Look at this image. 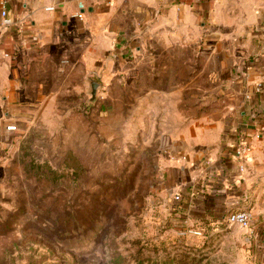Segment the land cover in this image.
I'll return each mask as SVG.
<instances>
[{
  "label": "rangeland",
  "instance_id": "374dc122",
  "mask_svg": "<svg viewBox=\"0 0 264 264\" xmlns=\"http://www.w3.org/2000/svg\"><path fill=\"white\" fill-rule=\"evenodd\" d=\"M215 19L207 13L200 27L166 12L139 58L114 54L116 40L98 36L96 70L87 63L60 105L1 140L0 264H247L250 234L222 216H190L170 177L179 166L169 147L182 146L227 91L221 72L233 41ZM121 42L132 57L142 44ZM151 64L166 68L138 71ZM86 79L101 84L94 103ZM142 81L156 88L147 99L156 118L143 110Z\"/></svg>",
  "mask_w": 264,
  "mask_h": 264
},
{
  "label": "crops",
  "instance_id": "0c3cea01",
  "mask_svg": "<svg viewBox=\"0 0 264 264\" xmlns=\"http://www.w3.org/2000/svg\"><path fill=\"white\" fill-rule=\"evenodd\" d=\"M2 1L10 23L4 25L0 19V142L15 133L7 132V126L17 131L42 119L49 105H60L67 88L79 83L87 63L96 70L98 36L116 40L114 54L121 49L123 56L139 58L149 55L143 43L158 37L156 20L166 12L201 19L200 27H207V13L217 18V33L233 41L230 60L221 72L220 84L227 91L211 99L215 112H201L203 123L185 130L182 146L169 147L178 150L170 159L179 166L170 177L177 179L173 188L175 195L181 193L185 212L195 219L224 218L228 209L243 208L247 198L254 223L242 229L250 234L252 252L244 263L264 264V0ZM80 3L85 8L83 21L75 18ZM135 40L142 44L132 57L121 41ZM173 52L164 51L168 56ZM139 67L143 74L166 68ZM143 81V110L153 119L150 109L155 104L147 99L157 98L156 88ZM201 105L207 108L209 103ZM241 142L251 150L243 172L233 158Z\"/></svg>",
  "mask_w": 264,
  "mask_h": 264
},
{
  "label": "built area",
  "instance_id": "2783aa9c",
  "mask_svg": "<svg viewBox=\"0 0 264 264\" xmlns=\"http://www.w3.org/2000/svg\"><path fill=\"white\" fill-rule=\"evenodd\" d=\"M77 13L75 14V18L79 21H83L84 16V6L83 4H78L77 6ZM7 8H6V2L2 1L0 2V19L1 22L4 25H8L10 23V20L7 17ZM8 57V55H5ZM260 86V85H259ZM258 86V87H259ZM16 130L15 126H7L6 131L7 132H13ZM251 150L250 147L246 142H241L237 145L233 152V158L238 161V170L240 172H243L245 169V162L250 154ZM175 200H179V195H175ZM244 200H247L245 198ZM225 221L227 224L231 226H236L240 229H249L253 223H254V216L252 215L250 209L248 207H243L241 209L233 210L232 208L228 209L225 216ZM264 221V217L262 218Z\"/></svg>",
  "mask_w": 264,
  "mask_h": 264
},
{
  "label": "water",
  "instance_id": "95a60500",
  "mask_svg": "<svg viewBox=\"0 0 264 264\" xmlns=\"http://www.w3.org/2000/svg\"><path fill=\"white\" fill-rule=\"evenodd\" d=\"M87 95L89 96V103H94L98 89L101 87L99 83L93 80H87Z\"/></svg>",
  "mask_w": 264,
  "mask_h": 264
},
{
  "label": "trees",
  "instance_id": "16d2710c",
  "mask_svg": "<svg viewBox=\"0 0 264 264\" xmlns=\"http://www.w3.org/2000/svg\"><path fill=\"white\" fill-rule=\"evenodd\" d=\"M139 264H143V263H139Z\"/></svg>",
  "mask_w": 264,
  "mask_h": 264
}]
</instances>
